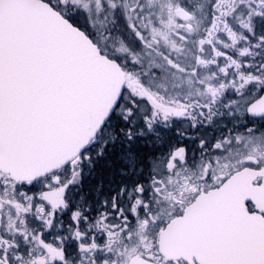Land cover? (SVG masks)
<instances>
[{
    "label": "snow or ice",
    "instance_id": "1",
    "mask_svg": "<svg viewBox=\"0 0 264 264\" xmlns=\"http://www.w3.org/2000/svg\"><path fill=\"white\" fill-rule=\"evenodd\" d=\"M0 264H264V0H0Z\"/></svg>",
    "mask_w": 264,
    "mask_h": 264
}]
</instances>
